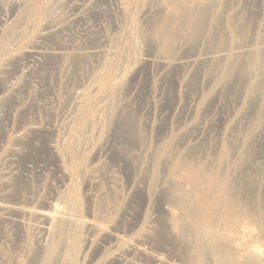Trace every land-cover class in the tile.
<instances>
[{"label":"rangeland","instance_id":"374dc122","mask_svg":"<svg viewBox=\"0 0 264 264\" xmlns=\"http://www.w3.org/2000/svg\"><path fill=\"white\" fill-rule=\"evenodd\" d=\"M180 157L255 173L264 201V0H0V264H191L179 226L208 240L212 206ZM30 207L70 210L79 233L54 247L56 218L47 236L42 219L13 222ZM220 217L234 264H264L240 218Z\"/></svg>","mask_w":264,"mask_h":264},{"label":"bare ground","instance_id":"6f19581e","mask_svg":"<svg viewBox=\"0 0 264 264\" xmlns=\"http://www.w3.org/2000/svg\"><path fill=\"white\" fill-rule=\"evenodd\" d=\"M197 8V9H196ZM194 7V9H193V11H198L199 10V7ZM196 9V10H195ZM210 9V8H209ZM18 10V9H17ZM184 10V9H183ZM202 10H205V9H203L202 8ZM183 12V11H182ZM185 12H186V9H185ZM184 12V13H185ZM204 12V11H203ZM192 13V12H191ZM194 13V12H193ZM199 13V12H198ZM206 13V12H205ZM182 14V13H181ZM197 14V13H196ZM186 15H187V13H186ZM192 15H194V14H192ZM184 16V15H183ZM182 16V17H183ZM199 16V15H198ZM202 16V15H201ZM200 16V17H201ZM54 17V16H53ZM181 17V16H180ZM186 17V16H185ZM194 17V16H193ZM196 17V16H195ZM194 17V18H195ZM188 18V17H187ZM190 18V17H189ZM198 18V17H197ZM196 18V19H197ZM206 18V17H205ZM184 19V18H183ZM182 19V20H183ZM203 19H204V17H203ZM48 20V19H47ZM205 21V20H204ZM215 21V20H214ZM196 21H194V23H195ZM192 23H193V21H192ZM197 23V22H196ZM201 23V22H200ZM198 24V23H197ZM185 26V25H184ZM197 28V27H196ZM211 28H212V26H211ZM166 29V28H165ZM187 29V28H186ZM213 29V28H212ZM18 30V29H17ZM167 30V29H166ZM166 30H163L162 32H161V36L162 35H165V36H167L169 39H170V43H174L175 42V40H177V34L175 33V34H172V35H170ZM199 30V29H198ZM195 31V30H194ZM17 32V31H16ZM21 32V31H20ZM193 32V31H192ZM198 34V33H197ZM202 34V33H201ZM214 34V33H213ZM195 35V34H194ZM192 38V37H191ZM212 38V37H211ZM220 38V37H219ZM223 38H225V36L223 37ZM192 40H193V38H192ZM225 40H226V38H225ZM180 41V40H179ZM224 42V41H223ZM136 43V42H135ZM206 43V42H205ZM14 44V43H13ZM173 46V45H172ZM220 49V48H219ZM170 50H172V48L170 47ZM226 51V50H225ZM223 51L222 50H213V51H210V52H207V53H205V54H199L198 56H195V60H193V61H191L192 60V58H190L189 60V62H193L194 63V61L195 62H200V63H202V62H204V63H209V62H212V61H215V60H218V59H220V58H222L221 56H222V53ZM223 54H224V52H223ZM173 57V56H172ZM172 57L170 58V59H172ZM174 59V58H173ZM187 59V58H186ZM159 61V60H158ZM171 62H172V60H170ZM183 60L182 59H180L178 62H177V64L176 65H181L183 62H182ZM161 64H163L165 67L166 66H170V64L172 65L173 63H169V62H167L166 63V61H163V62H160ZM174 65V64H173ZM191 65H192V63H191ZM256 84V83H255ZM260 86H261V84L260 83H257V85H253V87L251 88V93L253 92H256L259 88H260ZM80 89V88H79ZM4 109V108H3ZM16 133V132H15ZM142 136V135H141ZM23 151V150H22ZM173 155H174V153H173ZM43 156V155H42ZM193 159V158H192ZM59 160V159H58ZM190 160V158L188 159V160H186L184 157H180V159H178V161H177V159H176V164H177V168L178 169H181V170H183V171H185L187 174H193L194 175V178H196V179H200L202 182H203V180H204V182H207L208 183V187H209V194H208V199L207 200H209L211 203V206H212V208H211V214H210V217H209V219H210V222H211V224H212V226H213V228H209V229H211L210 231H211V236H210V238H208V240L206 239V240H203L201 237L200 238H197L196 239V237L194 236V234L193 235H190V233H189V231L186 229V227H184V226H182V225H180L179 226V234L188 242L186 245H190L191 246V249H192V251L191 252H193V257H189V259L191 260V261H194V262H192L193 264H208L209 262V260L210 259H212V258H209L210 257V255H212L213 257H215V259H217V261L220 263V264H234V262L231 260V259H234L235 257H236V255H233V253L231 254H228L227 255V253H229V251H227V247H230V244L229 243H227L226 242V240H224L223 238H221V235L219 236V234L221 233V232H219V231H222L223 230V228H222V230L220 229V227L218 228V227H216V226H218V224H217V218L219 217V216H223V218H225V221L227 222V223H229V226H230V221H232V219L233 218H235V217H238V219L240 218V225H239V230H240V232H239V234L241 235V234H243V235H247V237H250V239L251 238H254V240L256 241V242H259L258 244L260 245V243L261 244H263L264 245V201H262L260 198H259V195H258V197H256V195L254 196V195H252V194H250L251 192L250 191H248L247 189H246V186H250V184H252L253 185V181H254V175H256L255 173L252 175V174H248V173H245L244 171H242V170H235V171H238V173L236 172V174H238V175H235V171H234V173H233V171H231V172H229L228 173V171L226 172V170H222V171H217V170H208V169H199V168H196V166H194L193 165V163L191 164V162H193V161H191ZM155 165V164H154ZM140 167V166H139ZM156 167V166H155ZM114 168V167H113ZM239 169V168H238ZM248 171V170H247ZM260 171V170H259ZM112 172V171H111ZM261 172V174H262V171H260ZM181 173H182V171H181ZM253 173V172H252ZM260 174V175H261ZM167 175V174H166ZM158 176V175H157ZM210 177L209 179H207V177ZM155 177V176H154ZM153 177V178H154ZM186 178V177H185ZM153 180H155L156 181V178L155 179H153ZM157 182V181H156ZM255 182V181H254ZM167 183V182H166ZM206 183V184H207ZM148 184V183H147ZM157 184V183H156ZM169 184V183H168ZM205 184V183H204ZM0 185H1V183H0ZM161 185H163L162 183H161ZM212 185V186H211ZM255 185V184H254ZM173 186V185H172ZM202 187L204 186V185H201ZM200 186V187H201ZM111 187V186H110ZM148 187V186H147ZM151 188V187H150ZM149 188V189H150ZM153 188H154V186H153ZM156 188V187H155ZM159 188V187H158ZM171 188V187H170ZM173 188V187H172ZM197 188V187H196ZM148 189V190H149ZM152 189V188H151ZM205 189V188H204ZM121 190V189H120ZM155 191H157L158 189L156 188V189H154ZM154 190H153V192H151L150 190H149V193L151 192V193H155L154 192ZM169 190V189H168ZM208 190V189H207ZM250 190V189H249ZM169 191H171V190H169ZM218 191V192H217ZM148 193V194H149ZM151 193H150V195H151ZM193 193V192H192ZM201 193V192H200ZM253 193H256V192H253ZM156 194V193H155ZM173 194V193H172ZM202 194V193H201ZM214 194H217V195H219V197H216ZM152 195H154V194H152ZM171 195V194H170ZM178 195V194H177ZM196 195V194H195ZM203 196L205 195V194H202ZM212 195H214V196H212ZM252 195V196H251ZM183 196V195H182ZM263 196V195H262ZM64 197V196H63ZM155 197V196H154ZM182 198V197H181ZM181 198H177V200H181ZM150 199H151V197H150ZM174 199V198H173ZM203 199H204V197H203ZM22 200V199H21ZM24 200V199H23ZM175 200V199H174ZM187 200V199H186ZM186 200L185 199H183V200H181V201H178V202H180V203H184L183 205H186L185 203H186ZM25 201H26V199H25ZM71 201V200H70ZM70 201H68V202H70ZM27 202V201H26ZM25 202V203H26ZM30 202V201H29ZM61 201L59 200V203H60ZM22 203L24 204V206H25V203H24V201H22ZM34 203V202H33ZM33 203H31V204H33ZM118 203V202H117ZM174 203V202H173ZM23 204H21L22 206H23ZM30 204V203H29ZM58 204V203H57ZM70 204H71V202H70ZM19 205H20V203H19ZM26 205H27V203H26ZM69 205V204H68ZM180 205V207L182 206L181 204H179ZM206 205V204H205ZM2 206V205H1ZM0 206V207H1ZM14 206V205H13ZM17 206V205H16ZM21 206V207H22ZM23 206V207H24ZM33 206H35V205H33ZM65 206H66V204H65ZM74 206V205H73ZM207 206H208V210H209V206L210 205H208L207 204ZM22 207V208H23ZM26 207V206H25ZM27 207H29V205L27 206ZM177 207H179V206H177ZM183 208H184V206H182ZM204 207V206H203ZM7 208L8 207H6L5 209H4V206L2 207V210L4 209V210H7ZM20 208V207H19ZM19 208H16L15 209V213H16V216L15 217H17V220L16 221H13L15 224H16V222H17V224L18 225H20L22 228H25L26 226H25V220L26 219H28V220H30V221H32L33 220V218H37V219H42L43 221H44V227H42V231L46 234V236L47 235H50L51 234V227H52V220L54 219V218H56L57 219V223H56V225H55V229H54V233H52V234H54V236H55V238H54V240H55V242H56V244H55V242H54V244H53V246L54 247H58L59 249H61V250H64L63 249V247L65 248V245L66 246H68L67 245V242H68V244H70V242H69V240H72V236H73V234H74V231H75V229L79 226H77L76 224V222H75V220H74V217L71 215V213H69L70 212V210H66V208H65V210L67 211V212H56V215H53L52 214V212L53 211H55V210H53L52 212H51V214L50 213H48L47 212V210H46V212H38V211H36L35 210V208H33L34 209V213L33 212H30V211H25V209L24 210H22V209H19ZM31 207L29 208V210L30 209H32ZM56 208V207H55ZM64 208V207H63ZM69 208V206L67 207V209ZM73 208V207H72ZM173 208V207H172ZM183 208H181V209H183ZM28 209V208H27ZM52 209V208H51ZM74 209V208H73ZM41 210V209H40ZM64 210V209H63ZM72 210V209H71ZM183 210H186V212L185 213H187V217L189 216V218L190 217H194V215H193V212H192V210L189 208V206L187 207V205L185 206V209H183ZM182 210V211H183ZM207 210V211H208ZM42 211H43V208H42ZM73 211V210H72ZM49 212H50V210H49ZM79 212V211H78ZM103 212V211H102ZM204 212V211H203ZM74 213H75V211L72 213L73 215H74ZM77 213V212H76ZM75 213V214H76ZM208 213V212H207ZM77 215V214H76ZM75 215V216H76ZM104 215V214H103ZM3 216V215H2ZM11 216V215H10ZM205 216V215H204ZM106 217V216H105ZM109 217V216H108ZM108 217H106V218H108ZM192 217V218H193ZM220 217V218H221ZM81 218H83V217H81ZM80 218V219H81ZM206 218V217H205ZM14 219H16V218H14ZM80 219H78L79 221H80ZM88 219V218H87ZM87 219H86V221H87ZM85 220V219H84ZM234 220V224H235V219H233ZM29 221V222H30ZM56 221V220H55ZM82 221V220H81ZM90 221H91V219H90ZM94 221H96V220H93V222ZM102 223L103 222H107V220L105 219H103V221L102 220H100ZM99 221V222H100ZM109 221V220H108ZM192 221V220H191ZM221 221V220H220ZM190 222V221H189ZM193 222V221H192ZM28 223V222H27ZM27 223H26V225H27ZM87 223V222H86ZM85 223V224H86ZM108 223V222H107ZM223 223V222H222ZM239 223V222H238ZM30 223H28V225H29ZM80 225H81V223H79ZM88 224V223H87ZM101 224V223H100ZM105 224V223H104ZM104 224H102V225H104ZM207 224H209V223H207ZM233 224V225H234ZM82 225H84V223H82ZM97 223L95 222V224L94 223H90V225H88V229H90V230H96V228H97ZM106 225V224H105ZM104 225V226H105ZM175 225H177L176 223H175ZM228 225V224H227ZM232 225V226H233ZM23 226H25V227H23ZM30 226V225H29ZM29 226L27 227V228H29ZM77 226V227H76ZM86 226V225H85ZM108 226V225H107ZM209 227L210 226V224L209 225H206V227ZM215 226V227H214ZM221 226V225H220ZM222 226H223V224H222ZM231 226V227H232ZM237 226H238V224H237ZM9 227V226H8ZM81 227V226H80ZM224 227V226H223ZM230 227V228H231ZM234 227V226H233ZM31 228V227H30ZM83 228H84V226H83ZM82 228V229H83ZM107 228V227H106ZM110 228V227H109ZM238 228V227H237ZM78 229V228H77ZM103 229V228H102ZM176 229H177V226H176ZM234 229V228H233ZM81 230V229H80ZM89 230V231H90ZM97 230H99V228L97 229ZM107 230H110V229H107ZM226 230H228V228L226 229ZM25 231H27V229H25ZM73 231V233H71ZM82 231V234H83V232L85 231H83V230H81ZM102 231H106L105 229H103ZM101 231V232H102ZM228 231H230V230H228ZM227 231V232H228ZM232 231H234V232H237L238 231V229L237 230H231V233H232ZM53 232V231H52ZM75 232H77V231H75ZM95 232V231H94ZM98 232V231H97ZM99 232H100V230H99ZM108 232H110V231H108ZM107 232V233H108ZM207 233H209V231L207 230L206 231ZM43 233V234H44ZM77 233H79V231L77 232ZM84 233H88V232H84ZM230 233V232H229ZM51 234V235H52ZM81 234V233H80ZM102 234V233H101ZM112 233L110 232V235H111ZM200 234H201V236H202V234H205L204 232L202 233V231H200ZM233 234V233H232ZM236 234V233H235ZM76 235V234H75ZM93 235V234H92ZM97 235V234H96ZM125 235V234H124ZM207 235V234H206ZM242 235V236H243ZM46 236H45V238H46ZM78 236V235H77ZM113 236V235H112ZM169 236V235H168ZM194 236V237H193ZM227 236H229V234L227 235ZM79 237V236H78ZM94 237V236H93ZM199 237V236H198ZM48 238H50V237H48ZM48 238H47V240H48ZM115 238V237H114ZM234 238H235V236H234ZM78 239H80V237L78 238ZM73 240H75L74 238H73ZM87 240V239H86ZM89 240H91V239H89ZM239 240H242L241 239V237H240V239ZM252 240V239H251ZM251 240H249V241H251ZM185 241V242H186ZM236 241V240H235ZM244 241V240H243ZM242 241V242H243ZM248 241V242H249ZM25 242V241H24ZM73 242V241H72ZM76 242V244H77V241H75ZM85 242V241H84ZM182 242H184V240L182 241ZM246 242V241H245ZM252 242V241H251ZM250 242V243H251ZM254 242V241H253ZM252 242V243H253ZM227 243V244H226ZM237 243V242H236ZM241 243V242H240ZM255 243V242H254ZM151 244V243H150ZM182 244V243H181ZM243 244V243H242ZM241 244V245H242ZM49 245V244H48ZM52 245V244H51ZM75 245V244H74ZM78 245H79V243H78ZM84 245V244H83ZM258 245V246H259ZM166 246V245H165ZM189 246V247H190ZM245 246V245H244ZM257 246V247H258ZM56 247V248H57ZM71 247V246H70ZM69 247V248H70ZM73 247V246H72ZM76 247V246H75ZM84 247V246H83ZM188 247V248H189ZM249 247V246H248ZM252 247H254V246H252ZM52 248V247H51ZM50 248V249H51ZM67 248V247H66ZM88 248V247H87ZM244 248V247H243ZM247 248V247H246ZM48 249V248H47ZM181 249V248H180ZM230 249V248H229ZM228 249V250H229ZM240 249V248H239ZM260 249H262V248H260ZM55 250H57V249H55ZM128 250V249H127ZM238 250V249H237ZM241 250V249H240ZM244 250H246V249H244ZM248 250V249H247ZM256 250V249H255ZM257 250H259V249H257ZM45 251V250H44ZM232 251V250H231ZM252 251V250H251ZM254 251V250H253ZM54 252V251H53ZM57 252V251H56ZM73 252V251H72ZM136 253V252H135ZM248 253V252H247ZM249 253H251L250 251H249ZM263 253V252H262ZM55 254V253H54ZM57 254V253H56ZM70 254H71V252H70ZM69 254V255H70ZM85 254V253H84ZM145 254V253H144ZM241 254V253H240ZM255 253H253V255H254ZM260 254V253H259ZM264 254V253H263ZM47 255H48V253H47ZM47 255H45L46 257H47ZM194 255L196 256V257H194ZM242 255V254H241ZM72 256H74V255H72ZM191 256V255H190ZM250 257V258H252L249 254L246 256V257ZM45 257V258H46ZM183 257V256H182ZM240 257V256H239ZM254 257V256H253ZM74 258V257H73ZM214 259V258H213ZM52 260H53V258H52ZM56 260H57V258H56ZM238 260V259H237ZM245 260V259H244ZM246 260H248V259H246ZM253 260H255L254 258H253ZM95 261V260H94ZM185 261V260H184ZM187 261H189V260H187ZM186 261V262H187ZM211 261V260H210ZM213 261V260H212ZM240 261H242L241 260V258H240V260L238 261V262H240ZM257 261V260H256ZM261 261V260H260ZM264 261V260H263ZM186 262H184V263H186ZM244 262V261H243ZM242 262V263H243ZM191 263V264H192ZM210 263H212V262H210ZM236 263V262H235ZM246 263V262H245ZM168 264V263H167ZM182 264H183V262H182ZM189 264V263H188ZM247 264H254L251 260L249 261H247ZM258 264V263H257Z\"/></svg>","mask_w":264,"mask_h":264}]
</instances>
